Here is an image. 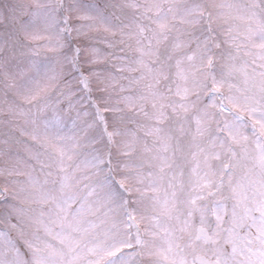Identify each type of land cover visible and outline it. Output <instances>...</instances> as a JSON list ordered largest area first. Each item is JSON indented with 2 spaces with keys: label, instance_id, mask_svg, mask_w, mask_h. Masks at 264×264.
Returning a JSON list of instances; mask_svg holds the SVG:
<instances>
[{
  "label": "snow or ice",
  "instance_id": "snow-or-ice-1",
  "mask_svg": "<svg viewBox=\"0 0 264 264\" xmlns=\"http://www.w3.org/2000/svg\"><path fill=\"white\" fill-rule=\"evenodd\" d=\"M0 264H264V0H0Z\"/></svg>",
  "mask_w": 264,
  "mask_h": 264
}]
</instances>
